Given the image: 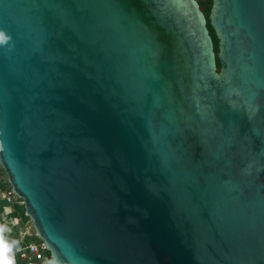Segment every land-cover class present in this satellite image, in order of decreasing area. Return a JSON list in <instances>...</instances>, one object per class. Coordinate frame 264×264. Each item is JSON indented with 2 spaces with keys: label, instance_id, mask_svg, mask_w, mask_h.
<instances>
[{
  "label": "water",
  "instance_id": "obj_1",
  "mask_svg": "<svg viewBox=\"0 0 264 264\" xmlns=\"http://www.w3.org/2000/svg\"><path fill=\"white\" fill-rule=\"evenodd\" d=\"M209 21L0 0V165L54 263L264 264V0Z\"/></svg>",
  "mask_w": 264,
  "mask_h": 264
},
{
  "label": "trees",
  "instance_id": "obj_2",
  "mask_svg": "<svg viewBox=\"0 0 264 264\" xmlns=\"http://www.w3.org/2000/svg\"><path fill=\"white\" fill-rule=\"evenodd\" d=\"M200 4V7L202 8L206 18H207V26L209 29V32L212 36L213 42H214V49L217 52L218 50V38L215 34V31L210 24L209 21V13L212 5V0H197ZM217 67L220 68V62L217 60ZM1 175H4L6 177V180L3 181L0 178V219L4 217V220L7 221V225L9 226V231L4 232V236H0V248L3 251H10L15 250L19 248L20 246H23L29 242H40L41 239L37 237L35 234V230L32 225V219L30 216L26 215V210L24 203L20 202H7L5 199L1 198V193L11 189V186L7 180V175L4 170V168L0 165V177ZM6 208H9V211H6ZM16 220L17 223L14 224L13 221ZM28 223L31 226V231L23 233L25 231V228L22 230L20 229V226H25V224Z\"/></svg>",
  "mask_w": 264,
  "mask_h": 264
},
{
  "label": "built area",
  "instance_id": "obj_3",
  "mask_svg": "<svg viewBox=\"0 0 264 264\" xmlns=\"http://www.w3.org/2000/svg\"><path fill=\"white\" fill-rule=\"evenodd\" d=\"M1 198L7 202H20L24 203L23 199L18 197L12 189L6 190L1 193ZM6 208V211H9ZM17 223L16 220L13 221ZM9 231V226L4 217L0 219V236H4V232ZM0 264H56L50 256L49 251L43 241L29 242L15 250L3 251L0 248Z\"/></svg>",
  "mask_w": 264,
  "mask_h": 264
},
{
  "label": "rangeland",
  "instance_id": "obj_4",
  "mask_svg": "<svg viewBox=\"0 0 264 264\" xmlns=\"http://www.w3.org/2000/svg\"><path fill=\"white\" fill-rule=\"evenodd\" d=\"M3 181H5L6 180V177L4 176V175H1V177H0ZM23 228H25V231L23 232V233H26V232H30L31 230V226L28 224V223H26L25 224V226H20V229L22 230Z\"/></svg>",
  "mask_w": 264,
  "mask_h": 264
},
{
  "label": "clouds",
  "instance_id": "obj_5",
  "mask_svg": "<svg viewBox=\"0 0 264 264\" xmlns=\"http://www.w3.org/2000/svg\"><path fill=\"white\" fill-rule=\"evenodd\" d=\"M5 41V36L2 31H0V43H3Z\"/></svg>",
  "mask_w": 264,
  "mask_h": 264
}]
</instances>
